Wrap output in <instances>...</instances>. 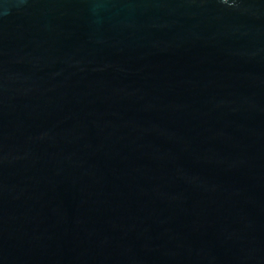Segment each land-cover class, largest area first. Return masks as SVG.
<instances>
[{
  "label": "water",
  "instance_id": "water-1",
  "mask_svg": "<svg viewBox=\"0 0 264 264\" xmlns=\"http://www.w3.org/2000/svg\"><path fill=\"white\" fill-rule=\"evenodd\" d=\"M0 264H264V0H0Z\"/></svg>",
  "mask_w": 264,
  "mask_h": 264
}]
</instances>
